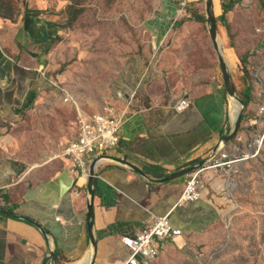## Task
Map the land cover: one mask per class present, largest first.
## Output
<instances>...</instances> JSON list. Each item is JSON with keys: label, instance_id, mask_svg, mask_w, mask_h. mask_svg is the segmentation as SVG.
I'll use <instances>...</instances> for the list:
<instances>
[{"label": "crops", "instance_id": "1", "mask_svg": "<svg viewBox=\"0 0 264 264\" xmlns=\"http://www.w3.org/2000/svg\"><path fill=\"white\" fill-rule=\"evenodd\" d=\"M225 2L213 0L218 17L224 16ZM25 4L29 11L19 20L0 19V210L17 217L0 214V264H125L129 251L121 238L135 237L164 215L182 234L161 241L158 257L148 264H167L177 248L211 242L233 205L231 175L221 169L203 172L200 199L184 205L177 201L189 174L164 181L204 161L233 129L234 102L225 92L211 39H188L204 27L179 0H168L146 25L152 40L124 58L103 94L96 90L76 102L50 73L52 28L32 15V0ZM226 17L216 23L217 32L235 84L243 74L238 58L227 51ZM180 21L185 23L175 30ZM245 89L248 104L236 135L241 140L252 137L261 128L258 120H264L250 86L243 85L239 97L244 99ZM66 97L76 107L66 106ZM184 97L192 105L178 112ZM106 104L121 118L120 143L103 153L96 169L91 240L88 175L65 155L76 137L42 161L41 155L32 156V116L72 108L77 135L79 117L92 115L85 109L92 106L97 113ZM234 145L232 139L224 147Z\"/></svg>", "mask_w": 264, "mask_h": 264}, {"label": "rangeland", "instance_id": "2", "mask_svg": "<svg viewBox=\"0 0 264 264\" xmlns=\"http://www.w3.org/2000/svg\"><path fill=\"white\" fill-rule=\"evenodd\" d=\"M167 1L32 0V15L39 16L45 26L52 28L49 52L54 68L50 73L58 85L70 90L76 102L88 95L95 96L91 94L96 90L103 94L102 89L107 88L114 71L120 72L124 58L140 48L142 42L152 40L146 25ZM185 1V9L193 16L191 20L203 26L205 33H191L188 39L210 41L206 0ZM233 1L238 2L226 14L229 19L225 16L231 38L227 51L245 68L236 85L233 83L235 92L241 96L242 86H250L261 106L264 103V0H226L223 14ZM28 11L25 0H0V19L16 21ZM217 17L215 14L216 23H222L221 16L218 20ZM184 23L178 22L175 30ZM221 51L226 59V50ZM65 75L67 79L62 78ZM57 90L61 96L60 89ZM244 93L243 98L247 99L249 89ZM65 105L76 104L72 99ZM85 110L87 114L94 113L92 106ZM76 121L72 108L32 116L36 142L32 143V156L41 155L43 161L64 151L67 143L76 137ZM229 185L233 205L215 228L213 240L197 247L177 248V254L171 255L167 264H264V144L256 159L243 163L231 175Z\"/></svg>", "mask_w": 264, "mask_h": 264}, {"label": "built area", "instance_id": "3", "mask_svg": "<svg viewBox=\"0 0 264 264\" xmlns=\"http://www.w3.org/2000/svg\"><path fill=\"white\" fill-rule=\"evenodd\" d=\"M181 8L187 6L185 0H179ZM65 102H69L66 97ZM192 105L190 97L182 98L176 105L178 112L189 109ZM259 114L264 116V103L259 107ZM262 128H256L252 137L245 140L236 139L235 145L230 148L221 146L212 152L204 164L189 174L181 197L177 203L184 205L197 201L201 197L200 175L210 169H221L233 175L239 167L247 161L256 159L264 144V120L260 121ZM121 118L116 115L115 109L106 104L101 110L92 115H82L77 122L76 139L70 142L65 155L71 158L76 167L88 175L91 163L106 151L118 147L120 143ZM228 145V144H227ZM180 229L170 225L168 215L156 217L153 222L145 226L135 237L121 238L122 245L128 249L129 255L125 264H148L154 261L160 253V242L167 238L178 237Z\"/></svg>", "mask_w": 264, "mask_h": 264}, {"label": "water", "instance_id": "4", "mask_svg": "<svg viewBox=\"0 0 264 264\" xmlns=\"http://www.w3.org/2000/svg\"><path fill=\"white\" fill-rule=\"evenodd\" d=\"M206 15H207V21H208V26H209L210 39H211V42L213 44L214 50L216 51V56H217L219 64H220V68H221L220 72H221L225 92L227 93V95L230 98H234L240 106V109L236 115L234 122H233L232 131L226 137H224L221 140L220 145H218V147H216L212 151V152H215L221 146H226L227 144H229L231 142V140L234 139V137L237 135L238 130L240 128V124H241L242 119H243V114L245 112L246 105L243 102V100L239 96H237V94L235 92V87H234V85L231 81V77L229 75L226 59L224 58L222 51H221V48H220V42H219V37H218V32H217L216 18H215V14H214L213 0H206ZM103 157L97 158L91 163L90 168H89V174H88L87 188H88V192L90 195V202L88 205V220H89L88 230H89V235H90L91 240L93 238L92 226H93V218H94V183H95V177H96V169H97L99 161ZM205 161H206V159H204V161H202L201 163H199L198 165H196L194 167H190V168L184 169L182 171L176 172V173L170 175L169 177H167L164 181L169 180V179L170 180L176 179L178 177H182V176H185L187 174H190L192 171L196 170L198 167H200L202 164H204ZM132 168L135 171H139L135 167H132ZM0 214L4 215L6 217L12 218V219L17 218L14 214L7 212V211H4V210H0ZM94 247H95V245H94Z\"/></svg>", "mask_w": 264, "mask_h": 264}, {"label": "trees", "instance_id": "5", "mask_svg": "<svg viewBox=\"0 0 264 264\" xmlns=\"http://www.w3.org/2000/svg\"><path fill=\"white\" fill-rule=\"evenodd\" d=\"M237 2H231V4L230 5H228V6H226L225 8H224V16H222V18H221V20H222V22H225V14H227L228 12H230L233 8H234V6H235V4H236ZM226 27H227V25H226ZM45 33V32H44ZM45 37L47 38V36L45 35ZM44 37V38H45ZM231 39V38H230ZM238 66H239V69H240V71L242 72V74H244V72H245V68H244V66L242 67V66H240V64L238 63ZM246 98H248V95L246 94ZM243 100V102L245 103V105H247L248 104V100L247 99H242Z\"/></svg>", "mask_w": 264, "mask_h": 264}, {"label": "bare ground", "instance_id": "6", "mask_svg": "<svg viewBox=\"0 0 264 264\" xmlns=\"http://www.w3.org/2000/svg\"><path fill=\"white\" fill-rule=\"evenodd\" d=\"M229 99L234 102L233 105H231L232 106L231 107V115H232V118L235 120L236 115L240 109V106L234 98H229Z\"/></svg>", "mask_w": 264, "mask_h": 264}]
</instances>
